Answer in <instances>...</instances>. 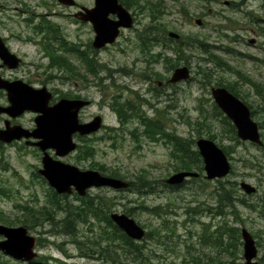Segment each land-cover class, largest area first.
<instances>
[{
    "label": "rangeland",
    "instance_id": "rangeland-1",
    "mask_svg": "<svg viewBox=\"0 0 264 264\" xmlns=\"http://www.w3.org/2000/svg\"><path fill=\"white\" fill-rule=\"evenodd\" d=\"M146 1L160 3L164 12L158 22L165 25L167 30L165 32L159 31V26L153 29V33H159L156 35L162 36L174 32L179 34L187 43L194 42L192 39L198 37L208 45V48L212 50V54L220 59L219 63L221 64L219 67L203 61V59L209 57L198 49L195 42L193 49L185 48L184 60L188 61L187 66L191 70L192 80L177 88L179 91L176 96L178 102L174 103V108H171L167 118L164 119L168 121L162 120L164 125L168 124L169 127L170 124L169 131L180 137L195 141L196 148L197 140L202 137L207 138L208 135L218 137L216 142L219 144L221 142L225 145L231 144L230 146L234 150L232 153L233 160L231 161L232 173L221 180L237 183L236 198H244L248 203L255 204L257 208L264 207V203L261 202V200H264V147L257 148L250 144L236 145L235 142L225 139L223 135L221 136L224 139L219 137V133L228 132L229 129L223 127L222 119L213 117V108L210 106L213 103L210 88L215 86L219 80L224 84L237 83L238 86L233 85V87L242 96H245V101L249 105L253 106L254 109L252 110L255 111L254 120L260 125L264 122V112L258 99L264 98V91L259 93V88L250 86L244 79L248 78L254 83L261 84V86L264 84V6H260L262 1L253 0L247 3L246 0H143L142 2L145 3ZM83 2L88 5V3H93V0H83ZM231 2L235 6L226 5ZM240 3L244 5L237 8V4ZM26 7L32 8L34 6H0V20L7 27L6 29L0 28V33L8 35L10 34L9 31H12L20 34L22 31V34L24 27L20 21L24 16L23 10ZM128 10L135 15L134 29L124 31L118 41L111 45L108 51L101 54V60L108 68L109 74L119 70H135L132 77L115 74L114 78L117 80L118 85H124L125 83L131 88L137 89L138 85L134 83L133 78L137 81V74H142L140 65H138L140 69L137 70V36L141 30L148 28L151 23V16L148 9L142 10V8L137 7V9ZM39 11L46 12L43 9ZM258 18L261 21H258ZM8 19H11V21H8ZM197 20H201L202 24L198 25ZM56 21L62 26L65 34L72 39L76 35L79 36V40L83 39V41L94 38V32L89 26H83L84 24L73 25L67 19ZM24 34L27 35L26 32ZM23 47L26 48L24 53L26 61L37 60L35 50ZM167 56L173 60L176 59L171 51L167 52ZM186 61L184 62L186 63ZM164 68V64L159 65L161 71ZM200 68L207 75H212L213 82L210 86L201 83L202 75L198 74L201 71ZM64 89L67 90L68 88L64 87ZM252 89H254V92ZM107 90L111 97L118 91L115 87ZM91 96L98 102L101 93H92ZM200 107L204 108L205 117L203 119L201 118ZM158 108H162L161 105ZM96 109L94 107L91 112H95ZM149 114H153V112L150 111ZM107 115V122L115 124V118L111 112H108ZM208 116L209 118H207ZM30 118L31 116H28L27 120H30ZM204 119H206V125L211 126V133L208 127L199 130V126L195 124L196 120H201L203 124ZM261 132L264 134V129H261ZM125 140L122 141V145L118 149H113L111 146L103 145V143L99 145V151L94 162L106 166V175L110 172H116L124 179L116 178L129 183L145 170L152 180H166L176 173L170 157V145L168 147L163 145L164 143L154 144L148 139L141 138L142 146L138 148L139 142L137 141L136 150V145L129 136H126ZM197 150L199 151L198 148ZM4 156L9 169L7 171L0 170V213L9 223L0 222V224L7 227H19L23 226L20 222L25 220V213L16 206L40 207L44 205L49 186L34 177V173L41 168L42 164L41 156L37 152L17 145L9 147ZM66 162L79 167L81 170H96L102 173L98 169L90 168L94 164L90 160L77 163L75 154L69 158L67 157ZM190 180L188 179V181ZM243 181L258 189L253 197L244 194L240 187ZM216 186V181L203 178L197 183H186L180 190L175 192L163 188L158 194L149 196H140L137 191L133 192L134 190L117 191L110 188H94L89 191V194L96 197V199L97 197H105L110 200L113 203L111 214L128 215L129 210L137 208L141 203L150 208L161 206V217L140 210L135 211L134 215L132 213V216L128 215L146 232L154 229L161 231L159 241L147 239L137 241L139 244L145 245L142 257L147 261V264H184V262L195 264L191 259L192 257H200L199 263L201 264H213L212 261L214 264H245L243 244L240 246V252L237 254L235 262L232 263V259L226 253L219 254L216 249L207 247L203 243L202 237L205 229L208 228L209 233L214 232L215 227L222 221L206 210L208 207H214L215 205L211 192L214 191ZM70 200L74 201L75 197H70ZM238 209L240 216L244 219V223L239 225L240 230L246 228L252 234L259 252L257 260L264 263L263 214L259 211L260 209H251L243 205H239ZM233 218L235 217L227 216L225 219L231 224ZM165 224L173 229L174 233L170 234L168 229L163 227ZM208 225L209 227H207ZM101 229L102 227L98 223L96 225H82L80 227V240L85 243V246H81L82 248L79 249L76 243L67 242V245H63L66 253L71 256L67 257L57 246L66 240L70 241L68 236L53 235L51 232L54 229L49 224H45L41 228H28L29 233L34 237L47 240L48 243L40 246L37 250L49 258L50 264H60V262H66V264H112L109 257L110 253L105 251L101 255L102 249L92 243L95 238H98ZM104 245L106 247V242ZM114 247L112 249L116 252L114 253L116 259H121L124 263L135 264L133 260H127L124 257L123 250L119 248L115 250ZM82 254H87L88 257ZM8 262L9 260L3 257L2 264H9Z\"/></svg>",
    "mask_w": 264,
    "mask_h": 264
},
{
    "label": "flooded vegetation",
    "instance_id": "flooded-vegetation-1",
    "mask_svg": "<svg viewBox=\"0 0 264 264\" xmlns=\"http://www.w3.org/2000/svg\"><path fill=\"white\" fill-rule=\"evenodd\" d=\"M73 1V5L67 6L62 3V0H0V6H34L32 8L26 7L23 10L24 16L20 21L23 23L24 27L22 34V31L20 34H17L9 30H6L10 32L8 35L0 33V85H9L12 87L14 85L26 88L31 87L35 90L46 89L52 95V99L49 103L50 107L54 106L61 99L87 101L89 104L79 110V124L91 123L97 117L101 118V128L95 133L90 135H81L76 132L73 135L76 149L69 156L61 159L55 155V150H48L49 155L55 159H61L66 162L67 157L69 158L73 154L76 156L85 146L90 147L95 151L96 159L100 144L103 143V145H108L113 149H118L122 145V141H126V136H129L134 141L136 150L137 141L139 142L138 148H141L142 146L141 138L148 139L154 144L164 143L163 145L169 147L170 144L165 143L167 139L166 134L178 135L169 131L168 129L171 128L170 124L168 127V124L164 125L162 120L167 118L171 108H174V103L178 102V97L176 98V96L179 94V91L177 88L192 79L189 78L186 81H179L178 83L171 82L174 71L177 68L187 66L188 64H186L183 60L177 67L172 68L170 66L168 67L165 62L166 59H171L167 56V52L171 51L173 53L175 44L183 47L184 41H181L180 36L175 38L171 35L173 32H169V34H164L162 36L154 34V37H152L154 40H152L151 44H144L141 46L142 39L148 38V35L152 34L153 29L156 27L154 20L150 19L151 23L148 28H145L143 31L141 30L137 36V70L139 68L138 65H140L142 72L140 75L137 74V81L133 78L134 83H137L138 85L137 89L131 88L125 83L124 85H118L116 82L117 80L114 78L115 74H118L119 76L123 74L124 76L132 77V74H135V70L127 69L110 72V74L108 73V68L105 67L104 63H102L101 54L104 51H108L111 45L105 46L102 49H95L93 46L95 34L93 39L90 38L85 41H83V39L79 40V36L77 35L74 39H72L65 34L62 26L57 23L56 20L67 19V21L71 22L73 25L79 26L84 24L83 26H89L93 30L91 23L83 22L80 18L81 12H83L85 8L92 9L95 7V0H93V3H88V5L85 4L83 0ZM246 1L247 3H250L253 0ZM261 1L262 3L260 6H264V0ZM226 5L233 6L234 4L231 2ZM243 5L244 4L242 3L237 4V6ZM40 9L46 10V12H40ZM131 15L133 18V26L131 28L121 29L120 37L124 34V31H132L134 29L135 15L132 13ZM111 18L116 19L115 16H111ZM8 21H11V19H8ZM258 21H261V19L258 18ZM0 28H7L6 24L2 20H0ZM24 32H26L27 35H25ZM155 36L158 37L156 38ZM63 44H65V47H63ZM23 46L35 50L34 53L37 54V60L26 61V56L24 54L26 48ZM67 47H72L73 51L67 53ZM148 47L152 50L148 51ZM63 55H65L72 64V78H67L66 75L63 76L64 70L61 68ZM153 55H156L158 60H155ZM160 64H164L165 66L163 71L159 69ZM249 84L252 87L254 86L251 83ZM110 86L115 87L116 90H118L112 97L109 96V91L107 90L108 88H112ZM262 86L264 87V84ZM64 87H67L68 91L64 89ZM213 87L210 88V91ZM252 90L254 92V89ZM92 93H101V98L98 102H96L91 96ZM124 93L127 94L125 95ZM241 97L242 99L238 98L249 107L247 104L248 102L245 101V96L243 95ZM211 100L215 103L213 97ZM11 104L7 89L0 87V108H9ZM159 105H161L162 108H158ZM215 105L217 106L216 103ZM94 107L97 108L96 111L91 112V109ZM125 107H129V111L125 115L126 118L123 117L125 111H127ZM131 107H133L132 113ZM250 110L252 114V109ZM150 111H152L153 114H149ZM108 112H111L114 116L115 124L107 122ZM222 114L225 116L223 112ZM38 115L39 114L37 113L26 111L17 117H13L7 112L2 111L0 113V131L5 130L6 128H13L15 126H21L24 129L33 131L36 129V118ZM28 116H31L30 120H27ZM226 118L233 124L228 117ZM164 121L167 122L168 120ZM149 123L153 125L157 123L159 128H162L163 132H160V130L158 132H156V130L148 132L147 128ZM223 132L224 133H219L218 136L222 139L225 138L235 142L236 145L250 144L257 148L261 147V145L251 141L241 140L238 137L237 129L236 131ZM221 135L225 137L223 138ZM260 135L263 143L264 137L261 129ZM210 136L212 135H208L205 139L211 140ZM178 137L188 141L186 138L180 136ZM36 142H38V140L32 137L28 139L22 138L21 140L13 141L12 143L0 141V170L7 171L9 169L8 164L5 162L6 158L4 155L9 147H15L17 145H21L25 149H32L37 152L41 156L42 163L43 152L39 147L34 145ZM215 143L223 150L224 153L225 151L230 153V156L227 157L231 162L233 160L232 153L234 152L233 148L230 146L231 144L225 145L223 142L219 144L216 140ZM170 149V157L173 162L172 166L174 169L176 162L172 156V145H170ZM41 168L36 170L34 177L37 178V175L41 176L39 174V170ZM40 178L45 180V182H42L43 184L49 186L47 180L43 176ZM50 188L51 187L49 186L48 191ZM256 190L257 193L258 189L256 188ZM244 194L246 193L244 192ZM246 195L253 197L254 194ZM73 197L76 198V194H74ZM55 230L58 231V229ZM63 236L67 237V235ZM39 239L40 237L36 238L37 249L40 247ZM4 240L5 237L0 236V242H3ZM67 242L71 243V240H66L64 244ZM65 255L67 257H71L67 253H65ZM41 256L46 257L42 253H39L37 259ZM3 257L9 260V264H33V261L27 262L17 260L14 257L6 255L0 250V264H2ZM260 263L264 264L263 262ZM38 264L44 263L39 262Z\"/></svg>",
    "mask_w": 264,
    "mask_h": 264
},
{
    "label": "water",
    "instance_id": "water-1",
    "mask_svg": "<svg viewBox=\"0 0 264 264\" xmlns=\"http://www.w3.org/2000/svg\"><path fill=\"white\" fill-rule=\"evenodd\" d=\"M62 3L71 6L74 1L62 0ZM111 16H115L116 19ZM80 19L92 24L95 33L93 46L96 49L114 44L121 35V29L133 26L131 13L119 3V0H95V7L85 8L81 12ZM197 24L201 25L202 21L197 20ZM171 35L175 38L179 37L176 33H171ZM190 76V69L187 66L180 67L174 71L171 82L186 81ZM0 87L7 89L12 103L9 108H0V113L4 111L13 117L26 111L39 114L36 118V129L30 131L21 126L6 128L0 131V141L12 143L22 138L37 139L38 142L34 145L43 152L42 168L39 170V174L47 180L49 186L57 194L72 195L76 193L84 197L89 190L94 188H110L117 191L130 188V183L121 179L103 175L96 170H81L79 167L61 160L76 149L73 140V135L76 132L81 135H90L101 128L100 117L91 123L79 124V110L89 102L61 99L50 107L52 95L46 89L35 90L31 87L14 85L13 87L0 85ZM211 95L218 108L233 122L241 140L262 145L259 125L253 120L250 108L241 99L224 87H213ZM196 145L204 160L205 176L208 180L221 179L230 174L229 159L215 142L200 138ZM50 149L55 150V155L61 159H55L49 155L48 150ZM198 176L199 174L196 172L182 171L173 174L166 182L169 185H181L186 180ZM240 187L246 194H254L257 191L247 182L241 183ZM110 216L113 223L130 239L141 241L145 238V229L133 218L119 213H112ZM241 235L245 264H261L257 260L259 252L252 234L243 228ZM0 236L5 237V240L0 242V250L6 255L27 262L38 257V252L35 250L36 238L29 234L27 227H7L0 224Z\"/></svg>",
    "mask_w": 264,
    "mask_h": 264
},
{
    "label": "trees",
    "instance_id": "trees-1",
    "mask_svg": "<svg viewBox=\"0 0 264 264\" xmlns=\"http://www.w3.org/2000/svg\"><path fill=\"white\" fill-rule=\"evenodd\" d=\"M142 1L143 0H119V2L123 4L127 9H132V8L137 9V7L142 8V10L148 9L151 19L154 20L156 27L158 28L160 26L159 31L165 32L167 30L166 26L158 22V20H161V17L164 13L160 3L158 2L153 3L147 1L143 3ZM239 7L240 6H237V8ZM154 34H159V33L150 34L148 35L149 36L148 38L142 39L141 46L144 44H148V45L151 44L152 40H154V38H152L154 37ZM155 37L157 38L158 36ZM192 40L195 43H197V47L199 50L202 51V53L208 55L209 58L208 59L205 58L203 59V61L215 64L216 66L219 67L221 66V64L219 63L220 59L214 54H212V50L208 48V45L205 44L204 41L200 40V38L198 37ZM181 41L182 42L184 41L182 37H181ZM194 42L187 43L184 41L183 47L175 44L173 53L176 56V59L175 60H173L172 58L170 60L166 59L165 62L166 65L172 68L177 67L184 60L185 48L187 49L190 48V50L193 49L192 47L195 46ZM63 47H65V44H63ZM150 50L152 49L148 47V51ZM66 51L67 53H70L73 51V48L67 47ZM156 57H157L156 55H153V58L155 60H158ZM186 63L188 64V61H186ZM61 65H62L61 67L62 70H64L63 76L66 75L67 78H72L73 67L69 59L65 55H63L62 57ZM200 69L201 71L198 72V74L202 75L201 83L210 86V84L213 82L212 75L211 74L207 75V73L204 70H202V68ZM244 79L248 83L253 84L254 87L259 88L258 91L259 93H262L264 91V87L261 86V84L254 83L253 81H250L248 78H244ZM233 85L238 86L237 83L224 84L221 80H219L215 86L227 87V89L230 92H232L234 95L242 99L241 93H239L235 89V87H233ZM258 99L260 101L262 111L264 112V98L262 99L258 98ZM247 104L249 105V103ZM210 106H212L213 108V114H214L213 117L216 119L217 118L222 119L224 128H228L229 129L228 131H236L234 125L222 114V112L215 105V103H211ZM249 107L250 109H254L251 104L249 105ZM125 108L127 109V111H125L123 117L126 118L125 115L129 111V107H125ZM200 109L202 114L201 118L203 119L205 117L203 111L204 108L200 107ZM132 112H133V107H131V113ZM254 116H255V111L252 110V117L254 118ZM207 118H209V116ZM201 120H196L195 123L197 126H199V130L200 128H205V127L206 128L208 127V129L210 130L211 126L206 125V119H204L203 124L201 123ZM259 126L260 129H264V122H262L261 125L259 124ZM147 130L148 132H153L154 130H156V132H158L159 130L160 132H163L162 128L160 129L157 123H155L154 125L149 123ZM166 137L167 139L165 143L166 144L169 143L170 145L173 146L172 156L174 158V161L176 162L174 172L197 171L200 174V176L198 178H193L190 181L187 180L181 185L170 186L166 183L165 180L150 179L148 172L145 170L142 171L140 174H138L134 181L129 182L131 187L127 191L134 190L133 192L137 191V193L140 196H149V195L158 194L163 188L170 190V192H175L177 190H180V188L183 187V185L186 183L189 182L197 183L203 180V172H204L203 159L195 146V141L193 140L186 141L172 134L171 135L166 134ZM210 139L215 141L216 140L215 135L210 136ZM263 147L264 146H262L261 148ZM225 153L227 154V156H230L229 152L225 151ZM95 155L96 154L93 149L85 146L75 156V160L77 163L90 160L94 163L90 166V168L98 169L102 172L103 175H106L107 174L106 166L104 164L94 162ZM0 168H1V163H0ZM108 176L122 178L120 175L116 174V172H110L108 173ZM40 177L41 176L37 175V178L41 179V182H45V180ZM216 183H217L216 188L214 189L213 192H211V194L214 197L215 205L214 207H208L206 210L211 212L214 217H219L222 221L215 227L214 232L209 233L208 228H206L202 239L205 246L216 249L219 252V254L226 253L232 259V263H234L237 254L240 252V246L243 244L239 225L244 223V219L240 216L238 206L243 205L244 207L246 206L251 209H256V210L260 209L259 211L263 214V217H264V207L262 206V208H257L255 204L248 203L244 198L243 199L236 198L235 195L237 192L236 190L237 183H232L230 181L223 182L222 180H217ZM261 202L264 203V200H261ZM112 205L113 203L110 200H107L105 197H97L96 199V197H92L90 194H88L86 197H79L76 195V198L73 201L70 200V196L58 195L53 189L50 188L44 205L40 207L17 205L16 207L21 209L22 212L25 213V220L21 221L20 224L30 229H34L38 227L41 228L44 227L45 224H49L54 229L52 231L53 235H60V236L67 235L72 243H76V245L79 246V249L82 248L81 246H85V243L82 240H80V236H81L80 227L85 224L96 225L98 223V225L102 227V229L99 232L98 238H95V240H93L92 243L96 247L102 249L103 252L101 255H103V253L106 251L107 253H110L109 257L111 258L112 264H129V263H124L123 261H121V259H116L114 257V253L116 252L112 248L115 246L114 247L115 250L116 248L123 250L124 257L127 260H133L135 264H147V261L144 260V257H142V253L145 248V245L139 244L137 241L130 239L111 220L110 215H111ZM160 209L161 206L150 208L141 203L137 208H132L131 210H129L128 215L132 216V213L134 215L135 211L140 210V211H147L148 213L161 217L162 215L160 214ZM2 215L3 214L0 213V222L9 223L4 217H2ZM227 216L235 217L233 218L231 224H229L227 219H225ZM163 227L168 229V232H170V234L174 233V230L166 226V224ZM207 227H209V225ZM55 229H58V231H56ZM160 237H161V231L158 229L156 230L154 229L147 231L144 239L151 241L152 240L159 241ZM105 242H106V247L104 245ZM47 243L48 242L46 239H41L40 237L39 239L40 246H44ZM63 245L64 243L58 245L57 247L62 252L66 253V251L63 248ZM188 248L194 249L193 247H188ZM82 255L88 257L87 254H82ZM191 259L195 264H201L199 263L200 257H195V258L192 257ZM39 262L41 263L43 262L44 264H50L49 258L47 256L46 257L41 256L39 259L33 260L32 263L38 264ZM212 263L214 264L213 261ZM60 264H66V263L61 262ZM148 264H152V263H148ZM184 264H190V263L184 262Z\"/></svg>",
    "mask_w": 264,
    "mask_h": 264
},
{
    "label": "bare ground",
    "instance_id": "bare-ground-1",
    "mask_svg": "<svg viewBox=\"0 0 264 264\" xmlns=\"http://www.w3.org/2000/svg\"><path fill=\"white\" fill-rule=\"evenodd\" d=\"M191 74V73H190ZM190 78H191V76H190ZM227 89V88H226ZM226 116V115H225ZM251 116H252V114H251ZM227 117V116H226ZM253 118V117H252ZM234 125V124H233ZM262 146H264V142L262 143V145H261V147ZM227 156V155H226ZM230 163V165H231V162H229ZM226 177H228V176H226ZM198 178V177H197ZM225 178V177H224ZM224 178H221V179H224ZM221 179H218V180H221ZM187 181V180H186ZM142 241V240H141Z\"/></svg>",
    "mask_w": 264,
    "mask_h": 264
}]
</instances>
